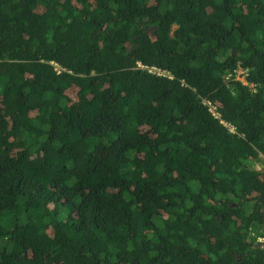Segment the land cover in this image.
Listing matches in <instances>:
<instances>
[{
	"label": "trees",
	"instance_id": "obj_1",
	"mask_svg": "<svg viewBox=\"0 0 264 264\" xmlns=\"http://www.w3.org/2000/svg\"><path fill=\"white\" fill-rule=\"evenodd\" d=\"M262 162L264 0H0V264H264Z\"/></svg>",
	"mask_w": 264,
	"mask_h": 264
},
{
	"label": "built area",
	"instance_id": "obj_2",
	"mask_svg": "<svg viewBox=\"0 0 264 264\" xmlns=\"http://www.w3.org/2000/svg\"><path fill=\"white\" fill-rule=\"evenodd\" d=\"M140 66L143 67V68H145V69H147L151 73H155V74H157L159 76H168V77L171 78V75L169 73H167V72H165V71H163L161 69H158V68H155V67H145V66H142V65H140ZM240 74L243 75L244 74V71L243 70H239L237 72V77L236 78L238 80H240L239 77H238ZM243 77H244V75H243ZM243 79H244V81H242V80H240V81L245 82V78H243ZM206 104L210 107V110L214 114H216V112H215L216 111V107L213 106L212 103L209 102V101H207ZM232 131H233V129H232ZM256 242L258 244H260V247L264 250V233L262 235H260V236L257 237Z\"/></svg>",
	"mask_w": 264,
	"mask_h": 264
},
{
	"label": "rangeland",
	"instance_id": "obj_3",
	"mask_svg": "<svg viewBox=\"0 0 264 264\" xmlns=\"http://www.w3.org/2000/svg\"><path fill=\"white\" fill-rule=\"evenodd\" d=\"M238 77H239L240 80L244 81V79H243V78H244L243 75L240 74ZM257 167H258L259 169H263V170H264V163L262 162V163L259 164V166H257Z\"/></svg>",
	"mask_w": 264,
	"mask_h": 264
}]
</instances>
